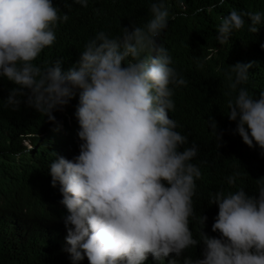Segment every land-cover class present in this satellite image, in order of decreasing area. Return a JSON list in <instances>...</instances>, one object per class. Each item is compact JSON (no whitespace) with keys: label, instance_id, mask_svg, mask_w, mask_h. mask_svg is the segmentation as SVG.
<instances>
[{"label":"clouds","instance_id":"9594fccd","mask_svg":"<svg viewBox=\"0 0 264 264\" xmlns=\"http://www.w3.org/2000/svg\"><path fill=\"white\" fill-rule=\"evenodd\" d=\"M224 3L219 0L220 6ZM78 6L87 7V0H0L3 105L17 111L23 104L55 122L53 113L64 115L78 95L79 154L68 160L53 153L49 165L51 192L68 212L64 250L72 264L85 256L89 264H145L149 255L160 264L199 244L201 258H185L184 264H264V177L256 180L252 194L230 186L205 200L209 208L199 222L220 238L201 231L195 239L190 231L192 199L205 167L191 162L198 148L194 142L182 147L188 137L176 131L178 124L169 116L175 110L174 87L187 81L159 42L169 17L164 0L150 5L143 26L130 23L115 37L92 31L84 50L67 61L66 71L63 59L37 65L47 50L61 44L57 27L75 16L66 9ZM246 18L253 34L264 24V12L233 8L221 18L218 43L244 29ZM253 66L236 63L226 73L227 94L238 93L229 101L228 118L236 122L234 134L264 156V92L257 97L240 87ZM6 81L14 87L9 90ZM209 126L220 141L211 117ZM42 136L23 139L24 152ZM238 175L229 176L228 184L234 185Z\"/></svg>","mask_w":264,"mask_h":264},{"label":"trees","instance_id":"16d2710c","mask_svg":"<svg viewBox=\"0 0 264 264\" xmlns=\"http://www.w3.org/2000/svg\"><path fill=\"white\" fill-rule=\"evenodd\" d=\"M153 2L156 0H87V7L66 9L75 16L69 24L57 27L61 44L47 50L36 64L46 66L63 59L66 71L70 67L67 61L84 50L88 38L95 34L91 35L92 31L115 37L130 23L143 26L150 19ZM164 2L169 17L159 42L172 57V67L187 81L186 86L174 87L175 110L169 116L178 124L176 131L188 137L182 147H191L194 142L198 148L191 162L200 169L205 167L203 178L197 182L196 199H192L194 214L189 218V228L195 239L200 238L201 231L220 238L218 232L203 228L199 222V215L209 208L205 200L230 186L252 194L256 180L264 177V156L258 146L249 148L234 134L236 122L228 118V104L238 93L227 94L230 89L226 77L230 66L254 63L248 81L240 87L257 97L264 92V24L253 34L247 30L246 18L245 28L234 32L223 45L216 40V30L221 18L233 8L264 12V0H225L223 6L219 0ZM60 12L65 14V8ZM6 82L11 84L9 90L14 87ZM77 104L78 95L62 110L64 115L55 111V122H50L45 114L23 104L13 111L0 101V264H72L64 250L67 231L63 217L68 212L51 192L49 165L55 159L53 153L68 160L79 154ZM210 117L217 125V135L222 134L220 141L209 126ZM41 134L40 139L33 140V148L24 152L23 139ZM235 173H239L235 184L229 185L228 177ZM202 251L199 244L179 258L170 254L160 264L173 260L184 264L188 257L194 262L201 258ZM79 264H89L87 257ZM145 264L159 262L149 255Z\"/></svg>","mask_w":264,"mask_h":264},{"label":"bare ground","instance_id":"6f19581e","mask_svg":"<svg viewBox=\"0 0 264 264\" xmlns=\"http://www.w3.org/2000/svg\"><path fill=\"white\" fill-rule=\"evenodd\" d=\"M24 145H27V144H24Z\"/></svg>","mask_w":264,"mask_h":264}]
</instances>
